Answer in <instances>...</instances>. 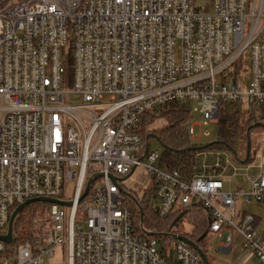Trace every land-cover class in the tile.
Returning a JSON list of instances; mask_svg holds the SVG:
<instances>
[{
	"label": "built area",
	"instance_id": "2783aa9c",
	"mask_svg": "<svg viewBox=\"0 0 264 264\" xmlns=\"http://www.w3.org/2000/svg\"><path fill=\"white\" fill-rule=\"evenodd\" d=\"M207 2L0 0V234L28 199L72 201L47 203L35 217L45 243L36 251L21 244L8 256L0 240V264H50L58 247L67 264H203L186 242L162 252L155 236L137 229L121 182L109 177L137 167L153 181L160 217L199 205L223 246L239 233L264 264L255 215L244 212L239 221L241 191L224 189L239 171L236 155L200 150L185 177L164 168L138 131L145 110L169 102L191 110L195 103L205 123L219 122L223 105L264 108V0ZM69 53L72 79L65 83ZM73 95L81 102L71 103ZM262 148L261 171L250 172V164L241 170L250 182L246 202H264Z\"/></svg>",
	"mask_w": 264,
	"mask_h": 264
},
{
	"label": "trees",
	"instance_id": "16d2710c",
	"mask_svg": "<svg viewBox=\"0 0 264 264\" xmlns=\"http://www.w3.org/2000/svg\"><path fill=\"white\" fill-rule=\"evenodd\" d=\"M63 70L65 83H70L72 79V56L70 53L65 54ZM253 111L254 109H252V112ZM231 117L232 115H228L226 117L227 119H224L223 122H227ZM158 119L165 120L163 125L152 128L150 132H146L148 125L154 124ZM191 119V107L183 102L176 101L145 110L138 126V131L149 143L154 133H158V138L164 147V153L160 161L161 165L169 170L177 169L185 177H190L192 174L195 164L194 155L198 151L203 149H228L226 144L235 147L234 144L237 140L235 132L224 129V123L217 140L208 144H196L192 141L189 134L188 124ZM250 119L251 123H255L249 126V133L254 129L255 124L260 121L264 122V108L261 110V116L256 118L254 114H252ZM88 175H91V173H88ZM126 190L137 197L144 212V220L142 223L139 206L134 200L124 195V204L129 208L133 222L140 232H142L141 226H143L146 232L165 233L164 235L155 236L159 242L169 237L167 233L183 234L194 241H198L203 234H206L204 239L198 241V244L206 252L212 264V260L208 253V246L214 237V233L211 232L209 228L211 220L210 215L202 209L201 206L192 204L184 209L176 207L168 217L162 218L157 213L158 198L154 187L146 190L142 197H139L133 190ZM47 206V203L32 202L21 210L20 214L15 219L12 242L6 245V253L8 256H12V250L21 244H30L35 251L39 247L44 246V240L41 234L36 230L33 219L37 210ZM13 210L14 208L11 212H13ZM187 217L191 220V228L189 231H184L179 226ZM261 221L262 216L256 215L255 227H257L258 223ZM160 249L162 252L167 250L163 247Z\"/></svg>",
	"mask_w": 264,
	"mask_h": 264
},
{
	"label": "rangeland",
	"instance_id": "374dc122",
	"mask_svg": "<svg viewBox=\"0 0 264 264\" xmlns=\"http://www.w3.org/2000/svg\"><path fill=\"white\" fill-rule=\"evenodd\" d=\"M197 4L201 6H205L208 4L207 0H196ZM246 59V56L244 60ZM248 64L245 63V69H247ZM81 98L79 96L73 95L71 99V103H79L81 102ZM196 104H192V119L190 120L188 126L191 122H196L197 125L195 126L196 133L195 135L191 136V139L196 144H208L212 141H215L219 138V133L223 128V124L225 123L224 129L227 131L235 132L237 136V140L235 142V149L237 152L236 161L233 162L234 166L239 169L236 176L233 177L234 181V188L236 180H240L242 183V188H239L238 191H241L238 199H237V209H247L250 213L258 214L262 216V223L259 227L260 231H264V202H257L255 200L251 202H246L242 192H248L250 190V182L246 178V176L241 174V170H245L248 168L250 164V172L258 173L261 171L259 165L261 159L259 157H255V159L251 160V162L241 164L239 160L245 159V151L247 148V133L249 131V126L251 123V116L257 118V111H253L250 109L249 106L245 104L234 105V104H227L222 106V110L220 113V121L216 123H205L202 114L195 110ZM228 115H232L231 119L227 122H223L224 119ZM165 122L164 119H158L154 122V124L148 125L146 132H150L152 128L162 126ZM264 135V127L258 126L254 127V129L250 132V138L252 145L259 141L260 137ZM158 133H154V136L150 138V149L151 150H158L162 154L164 153V147L159 140ZM261 148L260 150H262ZM121 185L124 186L126 189L135 191L139 197H142L146 190H149L153 187V181L151 177L148 176L142 167H137L134 172L124 181L121 182ZM72 189V187H70ZM225 189H228L227 183L225 184ZM236 191V190H234ZM70 190L66 194L65 198H70ZM261 204V205H260ZM45 208H40L36 211L34 215V223L36 230L41 234V231L38 229V225L35 221V217L42 213ZM191 220L189 217L185 218V220L180 224V228L184 231H189L191 228ZM258 230V229H257ZM259 231V230H258ZM43 238V237H42ZM220 237L215 236L212 239V247L214 250L212 251V255L216 258V263L219 264H259L258 257L256 254L244 249L242 243L243 238L239 233H234V250L232 252V257L229 259L228 255L222 254L221 252H216V249L220 243ZM176 239L173 237H167L166 240H160L159 247L166 248L168 250H172L174 248ZM48 263L50 264H67L66 258H64L63 248L58 247L55 251V256L51 259H48Z\"/></svg>",
	"mask_w": 264,
	"mask_h": 264
},
{
	"label": "water",
	"instance_id": "95a60500",
	"mask_svg": "<svg viewBox=\"0 0 264 264\" xmlns=\"http://www.w3.org/2000/svg\"><path fill=\"white\" fill-rule=\"evenodd\" d=\"M258 126H264V122H258L257 124L254 125V127H258ZM227 148L236 155L237 157V152L235 150L234 147H232L229 144H226ZM250 145H251V138H250V133L248 131L247 133V148H246V157L245 159L240 160L241 162H246L249 158V154H250ZM148 149V147H147ZM135 168H133L132 172L124 177H118L114 174H110L109 177L116 183H118L119 181L122 182L124 180H126L133 172H134ZM102 177V174H98L97 176L94 177H90L87 181L85 190L83 192V194L80 197V200H83L89 193V190L91 188V185L93 184V182L97 179ZM122 191L124 193V195H126L127 197L131 198L132 200H134V202L139 206L140 208V217H141V222L143 223L144 220V212L141 208V205L139 203V200L137 199V197L132 194L131 192L127 191L126 189H124L122 187ZM32 202H42V203H57L60 204L62 206H70L72 204V201H65V200H61V199H56V198H50V197H35L32 199H28L25 202L19 204L17 207H15V209L13 210L10 219H9V223H8V228H7V232L5 234H0V240H2L3 242L10 244L12 242L13 239V235H14V223H15V219L16 217L20 214L21 210L27 206L28 204L32 203ZM150 236H159V235H164L165 233H156V232H147ZM167 235L172 236L173 238H175L176 240H180V241H184L187 244H189L190 246H192L201 256L203 264H210L209 259L207 257L206 252L200 247V245L198 244V241L202 240L205 238L206 234H203L198 241H194L193 239H191L190 237L183 235V234H173V233H167Z\"/></svg>",
	"mask_w": 264,
	"mask_h": 264
},
{
	"label": "crops",
	"instance_id": "0c3cea01",
	"mask_svg": "<svg viewBox=\"0 0 264 264\" xmlns=\"http://www.w3.org/2000/svg\"><path fill=\"white\" fill-rule=\"evenodd\" d=\"M252 110V109H251ZM257 110V117L261 116V110H258V109H255ZM254 110V111H255ZM263 143H264V135L260 137L259 141L256 142L254 145H250V154H249V158L246 162H241L239 160V162L241 164H245V163H248V162H251V160L255 159V157L257 156V153L258 151L262 148L263 146ZM252 144V142H251ZM229 150V149H227ZM236 150V149H235ZM230 151V150H229ZM245 157H246V151H245ZM258 157V156H257ZM243 175V174H242ZM236 176V175H235ZM234 177V176H233ZM233 177L230 178V179H225L224 180V189H225V184L227 183V186H228V189H225V190H231V191H234V190H238L239 188H242V183L240 180H236V184H235V188H234V181H233ZM261 205V204H260ZM238 210V209H237ZM239 212V216H238V220L240 221V219L242 218V215L244 214V212H249L247 211V209H242V210H238ZM255 216L258 215V214H254ZM262 221L260 223H258V226H257V229L259 230V232L261 234H263V232L260 231L259 227L261 225ZM215 236H218L217 234H214V237ZM242 236V235H241ZM213 237V238H214ZM243 238V237H242ZM221 239V238H220ZM243 241V240H242ZM243 244V243H242ZM209 248V256L212 260V264H219V263H216V258L214 255H212V251L214 250V248L212 247V240L208 246ZM234 250V244L231 246V247H225L222 245V239L220 240V243H219V246L218 248L216 249V252H221L222 254H226L228 255L229 259L232 257V252ZM210 262V260H209ZM211 264V262H210ZM228 264V263H226Z\"/></svg>",
	"mask_w": 264,
	"mask_h": 264
}]
</instances>
